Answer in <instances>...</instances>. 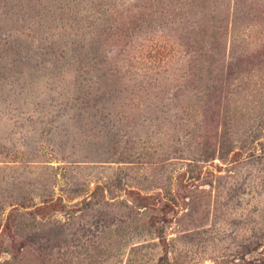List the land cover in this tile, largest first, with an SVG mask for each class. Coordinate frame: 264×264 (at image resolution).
<instances>
[{"label":"rangeland","instance_id":"1","mask_svg":"<svg viewBox=\"0 0 264 264\" xmlns=\"http://www.w3.org/2000/svg\"><path fill=\"white\" fill-rule=\"evenodd\" d=\"M0 264H264V0H0Z\"/></svg>","mask_w":264,"mask_h":264}]
</instances>
